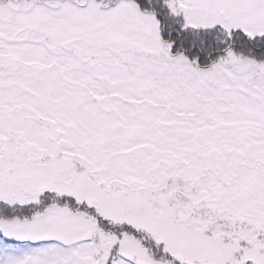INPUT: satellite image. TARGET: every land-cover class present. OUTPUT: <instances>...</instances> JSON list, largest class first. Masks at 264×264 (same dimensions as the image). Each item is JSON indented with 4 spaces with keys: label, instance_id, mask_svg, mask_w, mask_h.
<instances>
[{
    "label": "snow or ice",
    "instance_id": "snow-or-ice-1",
    "mask_svg": "<svg viewBox=\"0 0 264 264\" xmlns=\"http://www.w3.org/2000/svg\"><path fill=\"white\" fill-rule=\"evenodd\" d=\"M0 264H264V0H0Z\"/></svg>",
    "mask_w": 264,
    "mask_h": 264
}]
</instances>
